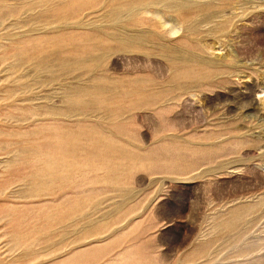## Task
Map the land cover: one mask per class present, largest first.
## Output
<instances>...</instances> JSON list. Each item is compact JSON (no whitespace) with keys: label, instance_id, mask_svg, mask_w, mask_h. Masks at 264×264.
Segmentation results:
<instances>
[{"label":"rangeland","instance_id":"1","mask_svg":"<svg viewBox=\"0 0 264 264\" xmlns=\"http://www.w3.org/2000/svg\"><path fill=\"white\" fill-rule=\"evenodd\" d=\"M154 1L0 0V264H264V0Z\"/></svg>","mask_w":264,"mask_h":264},{"label":"bare ground","instance_id":"2","mask_svg":"<svg viewBox=\"0 0 264 264\" xmlns=\"http://www.w3.org/2000/svg\"><path fill=\"white\" fill-rule=\"evenodd\" d=\"M154 1V0H153ZM173 1V0H172ZM177 1V0H176ZM182 1H184V0H182ZM186 1V0H185ZM184 1V2H185ZM179 2V1H178ZM133 3V2H132ZM170 3V2H169ZM189 3H190V1H189ZM130 4V3H129ZM154 4H155V1H154ZM168 4V3H167ZM171 4V3H170ZM167 6V5H166ZM170 6H173V5H170ZM191 6V5H190ZM168 7H169V5H168ZM180 7V6H179ZM192 7V6H191ZM137 8V7H136ZM171 8V7H170ZM33 9V8H32ZM131 9V8H130ZM133 9V8H132ZM138 9V8H137ZM140 9V8H139ZM179 9V8H178ZM185 9H187V8H185ZM188 9H189V7H188ZM196 9V8H195ZM194 9V10H195ZM203 9V8H202ZM12 10V9H11ZM17 10V9H16ZM145 10V9H144ZM144 10H142V12H144ZM150 10V9H149ZM181 10V9H180ZM183 10V9H182ZM109 11H112V10H109ZM108 11V12H109ZM156 11V10H155ZM107 12V13H108ZM146 12V11H145ZM157 12H159L158 10H157ZM186 12H187V10H186ZM195 12V11H194ZM202 12H203V10H202ZM4 13V12H3ZM8 13V12H7ZM110 13V12H109ZM129 13H131V12H129ZM139 13V12H138ZM156 13V12H155ZM160 13V12H159ZM165 13V12H164ZM179 13H180V11H179ZM190 13H191V11H190ZM16 14V13H15ZM121 14V13H120ZM161 14H162V12H161ZM160 14V15H161ZM178 14V13H177ZM180 14H182V13H180ZM183 14H184V12H183ZM188 14H189V12H188ZM130 15V14H129ZM135 15V14H134ZM185 15V14H184ZM26 16V15H25ZM109 16V15H108ZM113 16V15H112ZM181 16V15H180ZM189 16V15H188ZM7 17V16H6ZM115 17V16H114ZM136 17V16H135ZM162 17V16H161ZM183 17V16H182ZM190 17V16H189ZM111 18V17H110ZM36 19V18H35ZM171 20V19H170ZM24 21V20H23ZM167 21H169V20H167ZM0 22H2V21H0ZM202 23V22H201ZM160 24H162V23H160ZM144 33H145V31H144ZM152 33V32H151ZM154 33V32H153ZM146 34V33H145ZM150 35V34H149ZM152 37H154V36H152ZM151 38V37H150ZM155 38H158V36L156 37L155 36ZM154 38V39H155ZM153 39V40H154ZM148 40V39H147ZM160 40V39H159ZM121 41V40H120ZM155 41V40H154ZM146 42V41H145ZM144 42V43H145ZM148 42H149V40H148ZM151 42H153V41H151ZM88 43V42H87ZM132 44V43H131ZM157 45V44H156ZM108 46V45H107ZM128 46V45H127ZM127 46H125V48L127 47ZM130 47V46H129ZM116 48V47H115ZM128 48V47H127ZM161 49V48H160ZM159 49V50H160ZM164 49H162V51H163ZM155 51V50H154ZM153 51V52H154ZM87 54V53H86ZM55 57V56H54ZM87 61V60H86ZM23 62H25V61H23ZM21 63V62H20ZM60 63V62H59ZM88 63V62H87ZM179 63V62H178ZM181 63V62H180ZM184 63V62H183ZM78 64H84L83 62H82V60L81 59H79L76 63H75V65H78ZM185 64V63H184ZM183 64V65H184ZM191 64V63H190ZM16 67V66H15ZM185 67H187V66H185ZM50 69V68H49ZM226 71V70H225ZM35 74V73H34ZM41 80V79H40ZM35 81H37V80H35ZM43 81V80H42ZM50 82V81H49ZM73 84V83H72ZM15 89V88H14ZM52 89V88H51ZM56 89V88H55ZM52 91V90H51ZM53 91H55V90H53ZM57 91V90H56ZM84 92V90H82V89H78V88H76V89H74V90H68L67 91V94H68V96H70V98H71V100H73V103H74V106H76V107H83L84 106V104H83V102H85V101H83V99H82V93ZM54 93V92H53ZM65 93V92H64ZM52 94V93H51ZM61 95H63V94H61ZM44 98V97H43ZM52 99V98H51ZM62 99V98H61ZM96 99V98H95ZM63 101V100H62ZM70 101V100H69ZM64 102V101H63ZM67 102V101H66ZM85 107V106H84ZM48 108V107H47ZM69 115V114H68ZM51 161V160H50ZM74 162V161H73ZM51 163V162H50ZM61 167H63V166H61ZM61 175V174H60ZM32 177V176H31ZM49 185V184H48ZM42 186V185H41ZM36 187V186H35ZM34 191V190H33ZM28 194V193H27ZM33 195V194H32ZM77 218V217H76ZM65 236H67V235H65ZM21 244V243H20ZM31 254V253H30Z\"/></svg>","mask_w":264,"mask_h":264}]
</instances>
